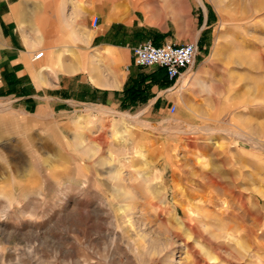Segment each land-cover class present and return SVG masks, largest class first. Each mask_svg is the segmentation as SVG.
<instances>
[{
    "label": "rangeland",
    "instance_id": "rangeland-1",
    "mask_svg": "<svg viewBox=\"0 0 264 264\" xmlns=\"http://www.w3.org/2000/svg\"><path fill=\"white\" fill-rule=\"evenodd\" d=\"M35 1L216 17L173 113L0 114V264H264V0Z\"/></svg>",
    "mask_w": 264,
    "mask_h": 264
},
{
    "label": "crops",
    "instance_id": "crops-1",
    "mask_svg": "<svg viewBox=\"0 0 264 264\" xmlns=\"http://www.w3.org/2000/svg\"><path fill=\"white\" fill-rule=\"evenodd\" d=\"M116 13L114 7L102 19L94 15L99 21L93 28V17L88 22L85 11L76 22L70 8L47 10L35 0H0V114L52 116L69 125L84 108L146 114L147 122L154 113L171 112L175 95L169 90L188 73L199 72L197 55L208 53L216 14L200 8L182 21L165 17L149 24L136 15L119 22ZM147 41L197 46L193 65L174 87L164 69L134 64L133 48ZM38 52L43 55L34 60Z\"/></svg>",
    "mask_w": 264,
    "mask_h": 264
},
{
    "label": "built area",
    "instance_id": "built-area-1",
    "mask_svg": "<svg viewBox=\"0 0 264 264\" xmlns=\"http://www.w3.org/2000/svg\"><path fill=\"white\" fill-rule=\"evenodd\" d=\"M98 17H93L91 26L98 24ZM197 46L194 43H165L160 46L153 45L150 41L135 46L132 50L134 64L139 67H159L165 70L166 77L173 84L177 82L182 72L194 63ZM43 55L38 52L33 59L36 60ZM171 113L175 106H171Z\"/></svg>",
    "mask_w": 264,
    "mask_h": 264
},
{
    "label": "bare ground",
    "instance_id": "bare-ground-1",
    "mask_svg": "<svg viewBox=\"0 0 264 264\" xmlns=\"http://www.w3.org/2000/svg\"><path fill=\"white\" fill-rule=\"evenodd\" d=\"M189 74V75H188ZM186 76L188 77V76H191L192 74L191 73H188ZM194 74V73H193ZM186 76H184V78H183V82L185 81V78H186ZM194 81V83L197 81V77H195L194 79H193ZM182 81V80H181ZM183 82H181V83H183ZM180 83V84H181ZM180 89H181V86L180 87H177V89L176 88H174V89H170L169 90V92L171 93V94H176V93H178L179 91H180ZM180 93V92H179Z\"/></svg>",
    "mask_w": 264,
    "mask_h": 264
}]
</instances>
